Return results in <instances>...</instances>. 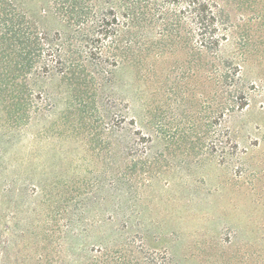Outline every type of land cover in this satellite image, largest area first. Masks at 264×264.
<instances>
[{
    "label": "rangeland",
    "instance_id": "rangeland-1",
    "mask_svg": "<svg viewBox=\"0 0 264 264\" xmlns=\"http://www.w3.org/2000/svg\"><path fill=\"white\" fill-rule=\"evenodd\" d=\"M0 0V264H264V0Z\"/></svg>",
    "mask_w": 264,
    "mask_h": 264
},
{
    "label": "trees",
    "instance_id": "trees-1",
    "mask_svg": "<svg viewBox=\"0 0 264 264\" xmlns=\"http://www.w3.org/2000/svg\"><path fill=\"white\" fill-rule=\"evenodd\" d=\"M200 29L201 42L208 50H215L225 40L220 27V10L210 0H173Z\"/></svg>",
    "mask_w": 264,
    "mask_h": 264
}]
</instances>
